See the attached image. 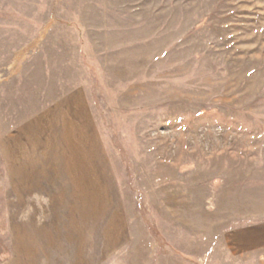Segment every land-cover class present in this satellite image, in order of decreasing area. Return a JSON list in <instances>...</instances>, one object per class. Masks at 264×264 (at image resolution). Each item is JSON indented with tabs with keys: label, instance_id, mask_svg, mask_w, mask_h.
<instances>
[{
	"label": "rangeland",
	"instance_id": "obj_1",
	"mask_svg": "<svg viewBox=\"0 0 264 264\" xmlns=\"http://www.w3.org/2000/svg\"><path fill=\"white\" fill-rule=\"evenodd\" d=\"M0 264H264V0H0Z\"/></svg>",
	"mask_w": 264,
	"mask_h": 264
},
{
	"label": "crops",
	"instance_id": "obj_2",
	"mask_svg": "<svg viewBox=\"0 0 264 264\" xmlns=\"http://www.w3.org/2000/svg\"><path fill=\"white\" fill-rule=\"evenodd\" d=\"M79 154L82 156V154L80 153V152H77V153H73L72 155H75L76 156V158L75 159H77L78 157H79ZM83 156H84V153H83ZM74 157V156H73ZM75 159H73V160H71V159H68V163L67 164H70L69 166H72V167H74L75 166ZM79 161H80V158H79ZM78 161V162H79ZM77 165H79V164H77ZM80 166H78V169H80L79 168Z\"/></svg>",
	"mask_w": 264,
	"mask_h": 264
}]
</instances>
